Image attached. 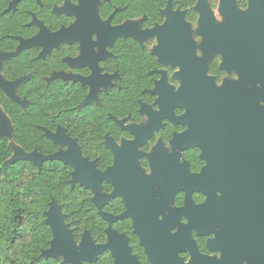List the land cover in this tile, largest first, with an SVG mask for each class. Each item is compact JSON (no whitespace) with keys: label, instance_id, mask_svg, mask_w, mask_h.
Returning a JSON list of instances; mask_svg holds the SVG:
<instances>
[{"label":"flooded vegetation","instance_id":"flooded-vegetation-1","mask_svg":"<svg viewBox=\"0 0 264 264\" xmlns=\"http://www.w3.org/2000/svg\"><path fill=\"white\" fill-rule=\"evenodd\" d=\"M91 2L0 0L2 69L20 53L67 89L41 257L264 264V0Z\"/></svg>","mask_w":264,"mask_h":264},{"label":"trees","instance_id":"trees-1","mask_svg":"<svg viewBox=\"0 0 264 264\" xmlns=\"http://www.w3.org/2000/svg\"><path fill=\"white\" fill-rule=\"evenodd\" d=\"M20 53L4 67V77L20 80L22 102L9 100L0 91V105L12 124V140L27 153H56L58 133H63L67 105L66 86L50 78V69H31ZM17 56V57H16ZM0 117V264H59L41 257L49 247L51 232L43 212L51 198L64 203L65 169L50 162L35 165L28 159L6 166L13 151Z\"/></svg>","mask_w":264,"mask_h":264},{"label":"rangeland","instance_id":"rangeland-1","mask_svg":"<svg viewBox=\"0 0 264 264\" xmlns=\"http://www.w3.org/2000/svg\"><path fill=\"white\" fill-rule=\"evenodd\" d=\"M33 43H26L24 46H30ZM25 49V48H23ZM51 48L49 46H47L46 51L49 52ZM11 56V55H10ZM10 56H6V55H0V91L11 101L14 102H22V98L18 95V89L20 86V80H14V81H10L8 79H6L4 77V69H2L3 66V62L5 60H7L8 57ZM72 65H74L72 63ZM54 76H59V77H64L66 78L68 75L64 74V73H59V74H55ZM0 115L2 116V118L5 120L7 126L4 130V135L5 137L9 140L10 142V146L12 148L13 151V156L11 159H9L6 162V166L7 165H11L13 164L15 161H18L19 159H28L30 161H32L33 164L37 165L38 161L37 159H35V157L40 156L41 154L37 153V152H32V153H27L23 148H21L20 146H18L13 140H12V124L11 121L8 117V115L6 114V112L4 111V109L2 108V106L0 105ZM62 137V133H58L56 135V137Z\"/></svg>","mask_w":264,"mask_h":264},{"label":"water","instance_id":"water-1","mask_svg":"<svg viewBox=\"0 0 264 264\" xmlns=\"http://www.w3.org/2000/svg\"><path fill=\"white\" fill-rule=\"evenodd\" d=\"M87 9H88V14H89V17L92 18L93 16V5H92V2L90 0V4L87 6ZM253 22H251L250 24V27H252ZM82 32V29H80L79 31H76L75 33H72V39L74 37H76V35H79L80 33ZM90 34V33H89ZM250 38H252V36L250 35ZM252 41V39H251ZM89 43V41H88ZM256 46H257V53H258V57H259V60L261 61L263 67H264V43H256ZM0 117L2 118V116L0 115ZM3 119V118H2ZM4 120V119H3ZM5 121V120H4ZM60 142H64L63 139L60 137L59 138ZM63 156L61 155H54V156H48V157H44L42 155L38 156V157H35V159H37L38 161V166H40L41 162L43 161H51V162H54V161H62L63 160ZM21 160V159H19ZM55 225H56V233L59 234L63 239H65L64 241L66 242L67 244V247L65 249H56L55 252L58 253V252H61V253H67V252H70L72 250L71 246L69 245V242L66 241L67 238L66 236L63 234V232L61 231L57 221H55ZM55 253V254H56Z\"/></svg>","mask_w":264,"mask_h":264}]
</instances>
